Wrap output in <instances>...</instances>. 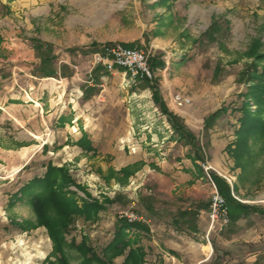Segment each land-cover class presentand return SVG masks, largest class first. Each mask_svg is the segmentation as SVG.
I'll list each match as a JSON object with an SVG mask.
<instances>
[{
  "label": "rangeland",
  "instance_id": "374dc122",
  "mask_svg": "<svg viewBox=\"0 0 264 264\" xmlns=\"http://www.w3.org/2000/svg\"><path fill=\"white\" fill-rule=\"evenodd\" d=\"M117 42H135L149 60L155 57V76L133 79L124 67L94 66L92 54ZM0 51L1 66L19 70L18 98L0 103V264H123L124 256H115L108 245L126 219L123 212L141 215L129 201L140 196L146 172L143 164L134 165L126 179L120 167L187 152L171 142L166 115L142 87L148 82L162 89L173 110L174 93L191 97L185 105L197 109L193 128L203 153L200 165L206 172L221 171L236 185L221 187L229 215L234 200L264 207V129L257 117L264 120V111L249 95L251 74L264 68V0H0ZM12 51L18 59L9 58ZM59 69L68 78H36L27 94L32 71L55 75ZM118 69L126 70L129 80ZM82 85L92 98L82 97ZM245 103L250 111L243 117ZM73 107L81 118L58 123L61 112L74 116ZM217 109H222L219 122L204 127L203 114ZM110 117L117 135L109 141L112 153L82 159L74 136L63 148L69 129L76 135L88 125L106 136ZM150 117L157 122L158 145L143 128ZM211 138L221 148L214 161ZM133 142L135 152L128 146ZM205 161L212 168L206 170ZM50 173L55 182L69 176L57 191H67L82 211L75 206L63 220L56 206H48L47 213L37 208ZM205 177L212 189V178ZM97 204L103 209L92 214ZM229 256L227 264L234 258L236 264H264V253Z\"/></svg>",
  "mask_w": 264,
  "mask_h": 264
},
{
  "label": "crops",
  "instance_id": "0c3cea01",
  "mask_svg": "<svg viewBox=\"0 0 264 264\" xmlns=\"http://www.w3.org/2000/svg\"><path fill=\"white\" fill-rule=\"evenodd\" d=\"M16 54L12 51V56L9 58L11 60L18 59L19 57ZM1 68L0 103L6 105L5 103L8 99H14L15 97L17 99L19 96L14 93L16 92L14 87L18 84L17 73L19 70L14 66L6 68L1 66ZM117 71L123 73L125 78H128L126 70L118 69ZM93 72L95 71L91 70L90 75ZM77 73L78 71L75 70V74ZM68 75H64L60 69L55 72V75L40 74L37 70H34L30 73V76L33 78L31 79V84H26L25 86L26 92L30 95L32 91H29L28 87L36 86V78L46 81L47 78L51 77L62 82L64 78H68ZM5 82H8V84L3 85ZM90 84L93 83L89 82ZM87 87V85H82V97L90 99L94 96V93H86ZM142 87L143 89L149 88L151 90V105L153 104L156 110L158 107L162 109L161 104L155 98L153 86L148 82ZM158 92L164 102L162 89H158ZM3 98L5 100H2ZM30 98L31 100H35L34 97ZM103 99L107 103L108 98L104 96ZM171 103L175 107L174 110L165 101L168 110L180 117V121L194 134L195 138L191 140L187 136H182L177 131L175 124L169 118L167 112L162 109V112L166 115L165 120L171 126L169 128L170 132L173 133L170 137L171 142L180 144L182 148H186L187 152L175 158H160L156 156L155 158H151L153 162L135 161L133 163H126L120 167L119 170L125 172L126 179H128L133 173L132 167L134 165H144L146 175L142 181L144 185L142 187L141 185L138 186L141 191L138 193L140 196L129 201V207L136 205L141 215L137 223L138 225H132L124 229L125 236L122 243H118L115 240L120 227L115 230L114 237L108 245L109 250L113 251L117 257L124 256L123 264H227L230 254L234 256L238 254H250L257 257L258 254L264 253V216H261L264 215V207L262 206L236 200L234 201L230 215V223L223 230H219L217 227L210 229L209 210L213 186L211 189L209 182L205 180V174L210 179L212 178V182L214 181L218 188L219 185L214 178V174H217L221 181L228 183L230 188L231 186L235 188L236 185L232 183L230 178L227 179L221 171L211 169L206 172L200 165L203 153L196 142L197 135L193 128V125H197V118L195 116L197 109L194 106L190 107L187 105L178 107L173 101ZM3 105L0 104L2 107ZM73 109V117L61 112L57 120L58 123L67 124L78 121L82 115L76 108L73 107ZM203 115L202 121H204V127L206 128L215 126L221 117V115L215 117H210L211 114L210 116ZM155 120L153 117L146 118L143 128L145 129V134L152 135V144L158 145L159 134L154 130L155 123H157ZM160 120L164 121V119ZM108 121L106 136L95 134L93 129L89 128L88 125H84L83 131L75 133L76 135L69 129L68 135L65 137L67 141L64 142L63 148L69 145V139H75L74 145L78 147L77 154L82 156V159L87 156L93 157L100 154L104 155L108 152L112 153L114 145L109 141H114L117 135L114 118L110 117ZM242 126L243 122L234 131L237 138ZM69 132H71V135ZM73 136L74 139L72 138ZM103 139L108 142H104ZM128 146L132 148L130 151L135 152L138 144H128ZM232 146H235L234 143ZM220 149L216 145V138H211L210 159L214 161V157H218ZM117 181L120 182L119 179ZM107 199L109 200L110 197H107ZM110 201L113 202L114 200L111 199ZM101 209L103 207L97 204L92 208L91 212L93 214L97 210L98 213ZM80 210L82 211V207ZM83 212L85 211L83 210ZM224 230L225 232H223ZM132 234H135L133 238L131 237ZM121 248L122 252L116 254V251ZM130 253L131 255H129ZM233 261L236 264L237 260L235 258Z\"/></svg>",
  "mask_w": 264,
  "mask_h": 264
},
{
  "label": "built area",
  "instance_id": "2783aa9c",
  "mask_svg": "<svg viewBox=\"0 0 264 264\" xmlns=\"http://www.w3.org/2000/svg\"><path fill=\"white\" fill-rule=\"evenodd\" d=\"M92 63L94 66L102 65L109 71L116 67L126 68L133 79L153 78L155 71L152 69L149 60V54L137 47L129 46L122 42L106 44L101 50L92 54ZM173 100L178 106H183L191 102V97L181 91L173 95ZM206 170L212 168L208 162H203ZM129 222L140 220V216L134 211H125L121 214ZM210 229L219 228L223 230L230 223V215L224 194L219 190L213 181V191L210 201Z\"/></svg>",
  "mask_w": 264,
  "mask_h": 264
},
{
  "label": "trees",
  "instance_id": "16d2710c",
  "mask_svg": "<svg viewBox=\"0 0 264 264\" xmlns=\"http://www.w3.org/2000/svg\"><path fill=\"white\" fill-rule=\"evenodd\" d=\"M125 44L129 45V46H135V42H126ZM47 59L51 60L50 57H47ZM154 60H155V57H152L150 59L151 66L156 64V62H154ZM146 79H150V78H146ZM249 85H250V88H251L250 91H249V95L251 97H253L255 99L256 103L259 105L260 112H263L264 111V68H263L262 71L261 70L259 71L256 68L254 73L251 74ZM154 95H155L156 100L161 104L162 109L165 112H167L169 118L175 124V127H176L177 131L182 136H187L189 139L194 140V138H195L194 134H192L186 128V126L180 121V117L176 113H173L172 111L168 110L167 106L165 105V103L161 99V96L159 95V92H158V88L156 86H155ZM244 111L245 112H244L243 117H245V113L247 114V112L250 111L249 107H248V103H245ZM221 112H222V109H217L215 112H213L211 114L210 117L219 116V115H221ZM257 117H258V122L261 125V128L264 129V120L262 119V117H260L259 114H258ZM214 178L216 179L221 192L223 191V188L221 189L222 183L229 187L228 183H226L225 181H221V179L219 178V176L217 174H214ZM52 180H54V181H52ZM55 181H56L55 178H52V173L47 175V179L45 180V184H46L45 185V194L43 196V199L42 200L39 199L35 203V205L37 206L38 209L40 208V206H42L43 210L42 209L41 210L45 211V212L48 210V206H50V207L56 206L58 208V210L61 212V214L63 215L62 219L63 218L67 219V218H69L71 216L73 211H77V209H75V206H77L76 208H78L79 206L73 200V197L69 196L67 191H64V190H63V192L62 191H60V192L57 191L58 188L62 189L63 184L69 183V176L68 177L67 176L63 177V179L61 181H58V182H55ZM230 195H231V193H230ZM56 201H57V204H56ZM137 223H138V221L129 222L127 219L122 220L121 227L118 230V233H117V235L115 237V240H117L118 243H122L123 239H124V236H125L124 229L126 227H129V226H132V225H138ZM117 251H119L121 253L122 252V248L118 249ZM131 253L129 255H131ZM92 256L96 257L94 252H92ZM96 258H97V260L103 262V260L101 258H98V257H96Z\"/></svg>",
  "mask_w": 264,
  "mask_h": 264
}]
</instances>
